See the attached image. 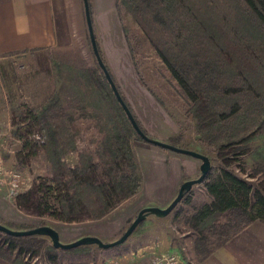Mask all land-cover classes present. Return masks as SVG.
<instances>
[{
  "label": "trees",
  "instance_id": "1",
  "mask_svg": "<svg viewBox=\"0 0 264 264\" xmlns=\"http://www.w3.org/2000/svg\"><path fill=\"white\" fill-rule=\"evenodd\" d=\"M115 7L140 27L190 103L204 148L195 151L210 162L208 152H215L222 162L211 163L203 180L211 200L193 202L191 212L184 215V221L196 228L193 252L202 261L255 220L264 222L263 193L231 168L252 149L255 173L264 175V143L251 147L258 135L264 136V0H116ZM96 66L91 78L101 106L93 105L90 114L80 104L82 117L105 120L100 129L105 133L96 140V161L73 142L70 150L78 153L79 162L70 167L64 161L68 149L58 139L57 126L72 121L73 113L57 99L34 116L48 131L44 144L51 180L66 191L57 198L64 221L79 220L84 212L99 220L134 196L142 182L132 149L133 138H141L97 62ZM170 139L177 146L183 136L179 133ZM94 167L108 182L86 178ZM188 195L181 201L186 202ZM181 212L175 210L174 217ZM0 234L18 253L35 255L43 247L47 252L56 250L46 236ZM87 247L72 251H87Z\"/></svg>",
  "mask_w": 264,
  "mask_h": 264
},
{
  "label": "rangeland",
  "instance_id": "2",
  "mask_svg": "<svg viewBox=\"0 0 264 264\" xmlns=\"http://www.w3.org/2000/svg\"><path fill=\"white\" fill-rule=\"evenodd\" d=\"M88 2L99 54L138 123L145 128H155L158 127L155 125L158 119L163 117L168 126L175 129L176 135L182 134L178 147L204 150L195 131L190 103L140 27L124 10L115 7L114 0ZM66 4L72 32L70 46L0 57L1 165L5 170L18 172L24 182L20 190L0 187V195L17 214V222L3 224L0 221V224L18 230L48 225L60 231L59 240L63 243L75 235L101 230L102 237L98 238L111 242L123 234L139 210L127 219L123 208L116 207L99 220H91L84 212L79 220L64 221L57 198L66 191L51 180V165L45 153V144L36 142V137L41 136L46 143L48 131L34 116L54 99L73 113L72 121L57 126L58 139L68 149L63 159L70 167L79 162L78 153L70 150V142L77 150L91 153L96 161V140L105 133L100 132L105 120L98 121L80 114V104L90 114L94 110L93 105L101 106L98 90L91 78L97 61L87 31L83 0H66ZM124 27L127 31L123 30ZM150 138L159 140L157 136ZM133 140L142 139L134 137ZM159 141L172 144L171 139ZM263 143L264 136L258 135L251 147ZM208 153L212 164L222 163L215 158V152ZM255 166L251 149L231 168L239 176L250 179L264 195V175L255 173ZM86 178L93 183L108 182L97 167L92 168ZM210 200L204 183L195 184L186 202L180 201L165 217L148 215L122 244L108 249L87 245V251L56 249L47 252L43 247L35 255L22 254L10 248L0 234V264H134L138 258L147 264L167 250L178 253L187 264H198L200 261L193 252L196 228L184 221V215L191 212L193 202ZM177 209L182 212L175 218Z\"/></svg>",
  "mask_w": 264,
  "mask_h": 264
},
{
  "label": "crops",
  "instance_id": "3",
  "mask_svg": "<svg viewBox=\"0 0 264 264\" xmlns=\"http://www.w3.org/2000/svg\"><path fill=\"white\" fill-rule=\"evenodd\" d=\"M71 43L66 0H0L1 58L30 50L65 48ZM155 125L159 128L141 127L147 136H157L159 140L176 135L163 117ZM132 149L142 182L139 191L118 206L128 215L126 219L146 206L166 207L183 181L200 174V161L191 156L168 152L143 140H133ZM15 212L0 195V221L17 222ZM55 230L60 237V231ZM100 231L78 234L65 241L69 243L86 235L102 237ZM183 263L187 264L184 260ZM134 264H144V260L138 258ZM198 264H264V222L255 220Z\"/></svg>",
  "mask_w": 264,
  "mask_h": 264
},
{
  "label": "water",
  "instance_id": "4",
  "mask_svg": "<svg viewBox=\"0 0 264 264\" xmlns=\"http://www.w3.org/2000/svg\"><path fill=\"white\" fill-rule=\"evenodd\" d=\"M83 7H84V14H85V20H86V25H87V31L91 43V48L93 51V54L96 58V61L103 71L117 101L123 108L127 118L129 119L132 127L138 134V136L145 142L154 144L156 146H160L162 148L171 150L176 153L184 154L191 156L193 158H196L200 161L199 165V170L200 174L197 178L194 179H189L183 181L177 191L176 196L172 199V201L164 208L160 207H155V206H150V207H144L141 208L136 217L133 219V221L129 224V226L126 228V230L123 232V234L117 238L116 240H113L111 242H103L101 239H99L96 236H83L80 237L72 242L69 243H63L59 240V234L58 232L48 226V225H41L37 227H33L30 229H11L3 224H0V232L5 233L7 235H11L14 237H27V236H46L50 242L51 245L56 248V249H63V250H69L73 249L79 246H86V245H96L99 248L102 249H108L111 247H115L117 245L122 244L129 236L130 234L135 230V228L145 219L148 217V215H155L156 217H165L167 216L174 208L175 206L182 200V198L185 196L186 193L190 191L193 185L202 183L203 180L205 179L206 175L210 171L211 168V162L208 156L197 152L192 149H186V148H181L173 144L165 143L159 140H155L147 136L138 126L134 116L132 115L131 111L129 110L128 106L122 99L116 85L114 84L106 66L104 65L102 58L99 54L97 44H96V39L95 35L93 32V27H92V21H91V16H90V11H89V2L88 0H83Z\"/></svg>",
  "mask_w": 264,
  "mask_h": 264
},
{
  "label": "built area",
  "instance_id": "5",
  "mask_svg": "<svg viewBox=\"0 0 264 264\" xmlns=\"http://www.w3.org/2000/svg\"><path fill=\"white\" fill-rule=\"evenodd\" d=\"M3 136V130L0 129V138ZM36 142L40 141L44 144L43 138L41 136L36 137ZM24 182L21 179V175L14 170H5L2 168L0 159V187H4L14 190H20L23 188ZM147 264H184L181 257L176 253H165L156 256L153 260Z\"/></svg>",
  "mask_w": 264,
  "mask_h": 264
}]
</instances>
